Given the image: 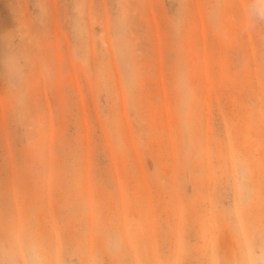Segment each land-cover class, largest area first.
<instances>
[{"label":"rangeland","instance_id":"374dc122","mask_svg":"<svg viewBox=\"0 0 264 264\" xmlns=\"http://www.w3.org/2000/svg\"><path fill=\"white\" fill-rule=\"evenodd\" d=\"M262 237L264 0H0V264H264Z\"/></svg>","mask_w":264,"mask_h":264},{"label":"bare ground","instance_id":"6f19581e","mask_svg":"<svg viewBox=\"0 0 264 264\" xmlns=\"http://www.w3.org/2000/svg\"><path fill=\"white\" fill-rule=\"evenodd\" d=\"M248 205H249V204H248ZM252 208H253V206H252ZM252 208H250V209H252ZM254 208L256 209V211L258 210L256 207H254ZM254 208H253V209H254ZM244 209H245V208H244ZM250 209H249V211H251ZM249 211H247V212H249ZM253 211H254V210H253ZM256 211H255V212H256ZM244 212H245V211H244ZM247 212H246V213H247ZM257 212L259 213V211H257ZM249 213H250V212H249ZM253 213H254V212H253ZM254 214H255V213H254ZM256 214H257V213H256ZM248 215H249V214H248ZM243 216H244L243 218L246 217L244 214H243ZM249 216H250V215H249ZM252 216H253V215H252ZM237 217H238V216H237ZM253 217H254V216H253ZM245 220H246V219H245ZM246 221H247V220H246ZM248 221H249V220H248ZM251 221H253V219H251ZM251 221H250V223H251ZM239 223H240V222H239ZM247 223H248V222H247ZM250 223H248V224H250ZM240 224H241V223H240ZM240 227H242V226H240ZM250 228H251V227H250ZM241 229H242V228H241ZM248 229H249V228H248ZM243 230H244V229H243ZM249 230H250V229H249ZM251 230H252V229H251ZM243 232H244V231H242V233H243ZM252 232H253V231H252ZM249 234H250V233H249ZM242 235H244V233H243ZM252 235H254V234H252ZM244 236H245V235H244ZM248 236H250V235H248ZM248 238H250V237H248ZM253 239H254V237L252 236V239H251V240H253ZM227 244H228V242H227ZM227 244H226V245H227ZM227 246H228V245H227ZM226 248H228V247H226ZM229 248H231V245L229 246ZM232 248H233V247H232ZM231 250H233V249H231ZM229 251H230V250H229Z\"/></svg>","mask_w":264,"mask_h":264},{"label":"snow or ice","instance_id":"6c2138e0","mask_svg":"<svg viewBox=\"0 0 264 264\" xmlns=\"http://www.w3.org/2000/svg\"><path fill=\"white\" fill-rule=\"evenodd\" d=\"M262 242H264V237H262ZM262 246H264V245H262Z\"/></svg>","mask_w":264,"mask_h":264}]
</instances>
